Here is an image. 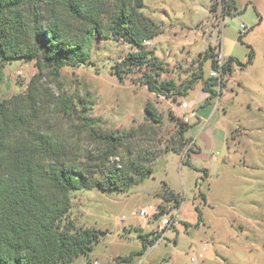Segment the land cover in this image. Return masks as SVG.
<instances>
[{
	"label": "rangeland",
	"instance_id": "374dc122",
	"mask_svg": "<svg viewBox=\"0 0 264 264\" xmlns=\"http://www.w3.org/2000/svg\"><path fill=\"white\" fill-rule=\"evenodd\" d=\"M234 2L237 10L229 16L221 0H143V13L160 29L145 45L160 63L158 81L174 83L170 91H150L141 82L143 66L132 68L123 80L112 74L113 65L135 49L112 38H95L85 49L87 62L62 67L57 80L45 71L55 95L86 97L88 115L103 128L128 131L149 125L146 102L161 116L141 140L140 131L134 134L137 147L160 151L150 176L122 190L71 192L68 219L75 227L105 232L89 254L72 264H264V0ZM247 45L254 51L252 63L244 68L233 63L222 95L206 103L201 81L187 87L209 47L213 58L245 62ZM203 70V79L212 75L211 58ZM37 72L35 61L3 63L0 99L24 92ZM183 101L187 109L181 108ZM191 110L196 115L187 122L186 136L194 144L186 143L177 153L171 140ZM44 118L49 132L72 131L63 119L49 113ZM169 191L182 198L178 220L141 253L138 235L155 236L159 214L143 219L133 211L147 204L160 211ZM199 251L203 258L191 261Z\"/></svg>",
	"mask_w": 264,
	"mask_h": 264
},
{
	"label": "trees",
	"instance_id": "16d2710c",
	"mask_svg": "<svg viewBox=\"0 0 264 264\" xmlns=\"http://www.w3.org/2000/svg\"><path fill=\"white\" fill-rule=\"evenodd\" d=\"M221 4L224 15L233 16L237 10L234 0H221ZM143 5V0H0V67L6 61L24 60L35 61L38 68L24 92L0 99V264H72L89 254L105 232L75 227L68 219L71 192L93 187L122 190L152 174L151 165L160 151L137 147L134 140L136 131L141 140L148 129L154 131L151 124L161 123L150 102L144 106L149 125L128 131L106 129L88 115L86 97L55 95L45 78L49 72L57 80L62 67L86 63L85 49L95 38H112L135 47L112 67L119 80L132 68L143 66L141 82L150 91L174 89L172 81H158L160 63L145 44L160 29L143 13ZM238 39L242 41L241 36ZM247 46L245 62L228 57L219 76L203 79L207 58L212 71L217 70L209 47L187 87L201 81L209 103L221 93L233 63L240 68L252 63L254 51ZM217 85L218 91L213 88ZM46 113L63 119L72 131L49 132L44 128ZM178 125L177 138L171 140L177 153L186 143L194 144L186 136L189 124ZM182 164L191 166L185 160ZM164 200L178 208L182 202L172 192ZM151 234L138 235L141 253L159 237Z\"/></svg>",
	"mask_w": 264,
	"mask_h": 264
},
{
	"label": "built area",
	"instance_id": "2783aa9c",
	"mask_svg": "<svg viewBox=\"0 0 264 264\" xmlns=\"http://www.w3.org/2000/svg\"><path fill=\"white\" fill-rule=\"evenodd\" d=\"M240 27L245 28L246 26L244 24H241ZM216 59H217V70L212 71L213 76H219V71L221 70V66L224 63V60L219 59V56ZM181 108L187 109L188 103L186 101H183L181 103ZM195 115L196 113L193 110H191L189 115L183 117V121L187 123L189 122V118L195 117ZM190 144L192 143L190 142ZM165 203H166L165 206L161 207L160 209L161 212L158 210L159 207L154 204H147L133 211V215L143 219L159 214V220L156 229L154 231L156 235H159L157 239H160V236H163L166 229L170 227L173 223L177 222L178 220L179 208L174 206L173 201L171 200H165ZM202 258H203V253L202 251H199L196 255L191 256L190 260L195 261L197 259H202Z\"/></svg>",
	"mask_w": 264,
	"mask_h": 264
},
{
	"label": "crops",
	"instance_id": "0c3cea01",
	"mask_svg": "<svg viewBox=\"0 0 264 264\" xmlns=\"http://www.w3.org/2000/svg\"><path fill=\"white\" fill-rule=\"evenodd\" d=\"M220 95H222V88H221V93H220Z\"/></svg>",
	"mask_w": 264,
	"mask_h": 264
}]
</instances>
